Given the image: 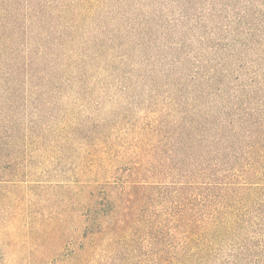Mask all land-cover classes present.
Here are the masks:
<instances>
[{"label":"rangeland","instance_id":"obj_1","mask_svg":"<svg viewBox=\"0 0 264 264\" xmlns=\"http://www.w3.org/2000/svg\"><path fill=\"white\" fill-rule=\"evenodd\" d=\"M0 115L26 140L0 264H157L161 222L168 264H236V185L264 217V0H0Z\"/></svg>","mask_w":264,"mask_h":264},{"label":"trees","instance_id":"obj_2","mask_svg":"<svg viewBox=\"0 0 264 264\" xmlns=\"http://www.w3.org/2000/svg\"><path fill=\"white\" fill-rule=\"evenodd\" d=\"M5 116L0 115V169L3 168H12L14 165L16 167L18 166L15 162L11 163V160H16L17 154L20 152L23 154L22 150L20 149L24 142L26 140L23 139V137L18 138L15 134V126H17L16 120H14L13 117H10L9 120L6 119L5 122ZM4 123H9L12 126L6 128L3 126ZM76 127V126H75ZM23 139V140H22ZM24 141V142H23ZM11 152L13 154L10 158H5L3 155L4 153ZM2 176L0 175V184H6L4 182L10 183V182H17L19 179H15L18 177L17 172H14L10 169H8V179L2 180ZM13 184V183H12ZM241 189V192L239 190ZM256 185L255 184H246L245 186L239 187L236 185V264H264V217L254 214V211L252 210V203L249 202V200L246 197L247 192L255 191ZM133 187L130 191L131 193L129 196L132 198L128 202V205L124 207L125 210H115L118 208V206L112 208V211L107 212L106 217L108 220H105V222L113 221V232L115 230L118 231L120 239L123 238V235L125 233V230L127 227L132 228L133 218L134 215L136 216V211H134V202L135 194H134ZM258 205V204H257ZM259 206V205H258ZM115 212V214H113ZM110 215V216H109ZM118 215V216H117ZM137 217V216H136ZM114 219V220H113ZM164 221L168 222L166 218H163ZM187 218L183 217V210H177L175 212V215L172 217L170 222L174 223L173 228L180 229L181 226H186L187 228L192 227ZM104 222V223H105ZM108 222V223H109ZM142 222V216H140L139 219H136V223ZM103 222L100 223V228L103 227ZM109 227V228H111ZM158 229V234L160 235L157 238H159V253H158V261L157 264H163V263H171L174 259L176 260L177 253L173 252L170 257L169 256V250L167 245V242L165 244V241H168V239H165V237L168 235V229H171L168 227L165 230V224L161 222V224L156 225ZM107 231L108 227L105 228ZM104 231L101 233V230L99 231L100 234L104 235L103 233H106L107 231ZM179 233V231H178ZM188 233H190V240L192 244L189 242V246L187 248L190 249H197L198 240H200V236L198 233V225L195 223L193 225V229L191 231L188 230ZM218 235V232H217ZM207 236V235H205ZM177 237V235H175ZM156 238V240H157ZM176 245V244H175ZM174 245V249H175ZM207 243L202 242L203 250L205 251L207 247ZM197 251V250H196ZM194 252L192 255L198 254V252ZM175 253V254H174ZM174 256V257H173ZM171 260V261H170ZM231 264V262L229 263Z\"/></svg>","mask_w":264,"mask_h":264}]
</instances>
